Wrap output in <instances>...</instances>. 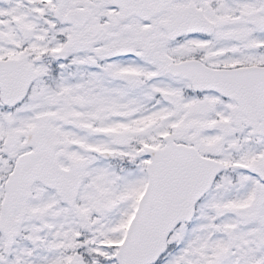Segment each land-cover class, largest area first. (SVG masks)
<instances>
[{
  "label": "snow or ice",
  "instance_id": "6c2138e0",
  "mask_svg": "<svg viewBox=\"0 0 264 264\" xmlns=\"http://www.w3.org/2000/svg\"><path fill=\"white\" fill-rule=\"evenodd\" d=\"M0 264H264V0H0Z\"/></svg>",
  "mask_w": 264,
  "mask_h": 264
}]
</instances>
